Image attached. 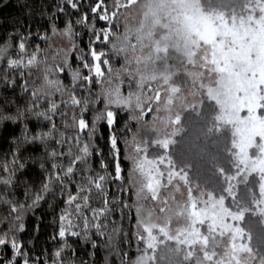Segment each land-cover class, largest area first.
<instances>
[{"label": "snow or ice", "instance_id": "6c2138e0", "mask_svg": "<svg viewBox=\"0 0 264 264\" xmlns=\"http://www.w3.org/2000/svg\"><path fill=\"white\" fill-rule=\"evenodd\" d=\"M21 8L26 11L0 32V124L11 126L4 128L8 149L0 156V264H113L110 256L139 264L120 247L121 234L128 244L124 220L132 211L119 195L125 191L121 145L129 161L128 121L137 123L132 93L122 92V49L113 30L120 26V0H41ZM54 36L67 47L53 48ZM117 58L120 69L112 66ZM116 109L129 113L120 128ZM110 185L116 187L111 198ZM44 205L56 229L51 258L46 248L37 250V210ZM30 218L37 224L29 232ZM77 241L81 251L90 246L87 259H65L69 251L75 256Z\"/></svg>", "mask_w": 264, "mask_h": 264}, {"label": "rangeland", "instance_id": "374dc122", "mask_svg": "<svg viewBox=\"0 0 264 264\" xmlns=\"http://www.w3.org/2000/svg\"><path fill=\"white\" fill-rule=\"evenodd\" d=\"M246 1L247 12L231 17L206 13L201 0H128L122 7L118 43L129 64L123 71L136 81L133 105L144 104L150 114L126 147L137 195L139 264H150L148 251L163 236L198 246L197 264H263L243 242L236 224L241 215L222 201L194 196L182 174L146 154L151 143L168 145L182 113L208 95L234 125L243 171L260 174L264 203V0ZM202 225L226 239L221 262L205 251Z\"/></svg>", "mask_w": 264, "mask_h": 264}, {"label": "trees", "instance_id": "16d2710c", "mask_svg": "<svg viewBox=\"0 0 264 264\" xmlns=\"http://www.w3.org/2000/svg\"><path fill=\"white\" fill-rule=\"evenodd\" d=\"M128 0H120V26L117 31V40L121 38L125 29L123 21L124 3ZM137 2L142 0H136ZM254 2L255 0H251ZM246 0H201V6L206 13L224 12L228 16H242L246 13ZM25 3L37 5L41 0H0V32L11 26V23L23 14L21 6ZM62 27V24H59ZM106 26L103 23H98L97 27ZM85 43L81 47L86 48L87 36L83 37ZM119 41V40H118ZM53 48L67 47V41L60 37L54 36L51 41ZM43 47V45H42ZM106 47V46H105ZM100 46L97 45V50ZM74 59V58H73ZM128 60V59H127ZM171 61V60H170ZM122 60L117 58L113 61V68L120 69ZM129 64L123 59V70L128 68ZM103 67V65H102ZM106 70V69H105ZM129 72L122 71L121 76L127 86L122 87V92L127 94L130 90L132 94L136 93V81L127 76ZM133 81V82H132ZM67 82V81H66ZM129 89V90H128ZM128 90V91H127ZM264 101V100H263ZM260 108V113L264 116V102ZM133 109L136 115V121H128L129 113L127 110L116 109V125L120 128L124 126L125 121H128L133 132L141 128L140 124L144 123V119L149 115L144 104H139V108ZM147 107V106H146ZM91 113H89V119ZM146 119V120H147ZM5 126L10 125L0 124V156L8 149V137L4 133ZM102 132L107 134V128L102 124ZM18 131V129H17ZM132 138V137H131ZM236 135L234 125L224 121L221 117L220 106L212 100L208 95H203L200 105L186 109L182 115L179 125V131L168 145L161 143H151L146 154L153 159L164 160L169 163L172 170L182 174L186 180V187L194 196H204L210 200L222 201L224 206L232 213L241 215V218L236 221L243 232V242L249 248L251 253L256 256L264 264V203L261 192L262 178L260 174L245 173L243 166L239 161L238 148L236 146ZM131 139H129L130 141ZM128 141V142H129ZM127 142V144H128ZM103 143V141H101ZM127 150V148H126ZM121 166L122 176L124 178L123 187L125 191L119 193L122 200L126 199L132 207L130 219L126 216L124 227L127 229L128 244H124L121 234V250L122 255L127 252V260H132L135 256H139L141 246L135 228V236L138 241V253L136 251V241L132 236L133 225L138 221V210L136 208L137 195L130 186V161L124 159V148L121 145ZM114 175V170H113ZM119 183V182H117ZM21 199L23 190L21 189ZM116 192L114 185L109 186V198ZM44 210H37V215L40 216L39 221V237L38 251L47 249L51 258V253L54 251V246L50 241V237L54 234L55 228L52 225L53 213L51 209L44 205ZM37 220L30 218L27 227L29 232L35 229ZM202 231L208 237L209 246L205 251L210 254L214 260L221 262V255L226 239L218 233L209 231L208 227L202 225ZM26 232L25 238L28 236ZM70 238V243L72 242ZM73 247L75 248V256L69 251L65 254V259L84 258L87 259L86 251L90 248L85 245V251H81L79 242L77 241ZM151 256L150 264H197L196 255H203V252L198 246H185L167 237H161L155 244V247L149 249ZM104 253L98 252L97 259L103 261ZM113 264H118L115 256L109 257Z\"/></svg>", "mask_w": 264, "mask_h": 264}]
</instances>
